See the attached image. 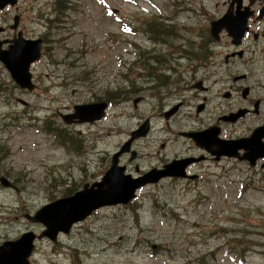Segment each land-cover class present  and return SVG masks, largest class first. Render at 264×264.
<instances>
[{"label":"rangeland","instance_id":"rangeland-1","mask_svg":"<svg viewBox=\"0 0 264 264\" xmlns=\"http://www.w3.org/2000/svg\"><path fill=\"white\" fill-rule=\"evenodd\" d=\"M237 1L18 0L2 14L10 23L20 15L22 35L15 39L42 38V45L29 65L31 90L20 88L0 61V177L11 184L0 183V247L33 233L30 264H264V168L253 177L242 164L234 176H223L227 160L203 163L198 181L143 185L133 200L95 208L55 241L31 219L45 205L96 187L135 130L130 152L125 145L113 173L125 165L122 174L135 178V168L146 171L157 156L187 150L177 131L208 124L222 105L212 107L210 89H157L155 81L166 74L160 64L182 48L179 42L188 50L186 37L210 28ZM259 23L252 27L264 28ZM152 28L165 31L146 33ZM175 71L168 72L169 87ZM202 97L206 110L196 115ZM176 100L184 104L167 122L161 113ZM106 101L103 118L86 120L100 114ZM92 105L90 115L69 116L74 106ZM145 123L153 126L143 135Z\"/></svg>","mask_w":264,"mask_h":264},{"label":"flooded vegetation","instance_id":"flooded-vegetation-1","mask_svg":"<svg viewBox=\"0 0 264 264\" xmlns=\"http://www.w3.org/2000/svg\"><path fill=\"white\" fill-rule=\"evenodd\" d=\"M237 3L232 5L230 2L228 7L230 15L235 16L238 11L249 13L246 28L241 36L231 35L224 27L213 32L211 27L204 30L196 29L191 37H186L188 38L185 40L188 50L182 49L185 46L183 42H179L182 39H179L178 42L182 48L178 50L174 48L171 53L167 54L168 56L164 55L165 59L159 68H163L166 74L161 81H155L157 89L166 86L177 91L181 90L183 85L195 92L210 89L209 95L214 97L212 107L216 109L222 105L221 111L216 114L213 121L204 126L190 128L187 131H177V134L189 143L186 151L175 153L171 157L157 156V162L152 163L146 171L138 173V168H135L134 177H140L149 171V174H154V176L161 172L166 173L160 180L180 178L193 181L203 176V163L210 162L218 166L219 162L224 160L230 161V164L227 170L225 166L221 167L220 173L223 176L227 173L234 176L233 172L243 167L242 164L247 166L246 168L250 170L253 177L255 175L252 174H258L260 169L264 168V28L252 27L253 24L259 22L261 24L264 21V14H262L264 0H240ZM11 9L10 5L0 8V48L3 50L5 47L25 42L14 41L10 45L12 38V40H17L16 36L22 35L20 15H14L12 23L7 22L2 16ZM221 16L216 18L217 20H211V23L218 21ZM133 30L134 33L140 31L134 28ZM163 31H165L163 28L158 30L152 28L146 33H162ZM203 42H205L204 45ZM133 43L138 44L135 41ZM138 45L142 47L141 44ZM258 68L262 70H257ZM175 69V75H177L173 80L175 86L169 87L168 80L171 79V75L168 72ZM22 89L31 90L32 88ZM142 98L144 95L133 100V104L135 105ZM205 100L206 97H202L200 102L195 103L196 115H201L206 110ZM102 103L105 104L106 113L109 102ZM183 104L182 100H176L171 107L162 111L161 117L168 122L178 114ZM149 116L151 118L154 115L152 113ZM151 126H148L147 131L151 130ZM206 130L210 131L213 136L215 135V139L221 144H230L229 154H223L220 148L215 146H212L210 150L205 145L196 144L191 133ZM127 142L128 140H125L114 154L116 153L119 157L123 144ZM131 143L132 141L129 143V149ZM161 148H165L164 142ZM157 153L159 154V151ZM123 166L127 170V167ZM126 173L132 174V172Z\"/></svg>","mask_w":264,"mask_h":264},{"label":"water","instance_id":"water-1","mask_svg":"<svg viewBox=\"0 0 264 264\" xmlns=\"http://www.w3.org/2000/svg\"><path fill=\"white\" fill-rule=\"evenodd\" d=\"M9 2L10 4H14L16 0H0V7L4 6ZM239 2L240 0H238V3ZM248 16L249 13L244 11L236 12L235 16H232L228 13L224 17L220 18L218 21H214L211 23L212 32L215 30L219 31L222 27H224L228 32H230L231 35L241 36L244 29L246 28V19ZM14 41L26 42V40L18 39L13 40L12 43ZM27 41L28 43H35V48L33 49V51H31V55H28L27 58L25 57V59L21 61V63L23 64L20 65V68L22 69L21 74L16 72L17 67L19 66L13 64V58H22L20 57L19 52H23L25 50L24 48L18 50L19 52H11L10 54L1 55L0 61L3 62L5 67L9 70L11 77L17 84L20 85V87L32 88L31 75L28 70L30 63L35 61L40 55V40ZM4 52L2 51V53ZM93 108V106L76 107L75 113L69 116L73 118L79 117L81 119V115L87 113L90 115L87 109L92 110ZM95 112H97V110ZM95 116L93 118H86V120L92 121ZM101 116L102 115L99 114L97 118H100ZM136 132L137 131H134L132 133V137L126 143V145L131 142L133 137H137L135 135ZM145 133L146 132H144L143 134ZM191 134L194 136L196 144H201L202 146L205 145L210 150H212V146L220 148V151H222L223 154H227L228 151L231 150L230 144H221V142H218V140H216L215 137L208 130L204 132H194ZM123 150L124 148L121 149V152ZM115 163L116 157H114L113 160V168L111 169L112 171H109L103 177L101 182L95 184L97 189H87V186H85L84 190L78 191L72 196L58 199L55 202L42 207L36 213V216L31 218L32 221H40L46 227V230L43 231L42 234L55 241L56 236L59 232H68L73 223L85 218L95 208L109 204L127 203L130 199L134 197V190L137 187L141 186L142 184H145L146 182H150L151 179H154V177L156 179L155 181H157L160 177L166 174H158L160 177L149 175L150 179H146L143 177L135 179L133 181H128L127 179L129 178L122 174L123 168L118 173L120 175H118L117 173H113V170L115 169ZM113 180H118L120 187L125 190L119 196H116V187L113 189L114 191H105L101 189L105 185V182H113ZM0 183L5 187L11 186L10 182L5 177H0ZM34 239L35 235L33 233H24L16 240L5 242L4 245L0 247V264H30L29 258L34 250Z\"/></svg>","mask_w":264,"mask_h":264},{"label":"bare ground","instance_id":"bare-ground-1","mask_svg":"<svg viewBox=\"0 0 264 264\" xmlns=\"http://www.w3.org/2000/svg\"><path fill=\"white\" fill-rule=\"evenodd\" d=\"M10 1V0H9ZM22 48H24L25 50L23 51V52H19L18 50H20V49H22ZM35 48V43H33V42H29L28 43V41H26V42H21V43H19V44H17V45H13V46H11L10 47V49L8 50V51H6V52H4V53H0V56L1 55H6V54H10L11 52H19V55H20V57H22V58H13L14 59V63L13 64H15V65H17V66H19V67H17V70H16V72H18V73H20L21 74V72H22V69L20 68L21 66V61L23 60V59H25V57L27 58V56L28 55H31L30 53H31V51H33V49ZM16 54V53H15ZM14 54V55H15ZM4 57V56H3ZM30 59V58H29ZM10 60V59H9ZM24 63V62H23ZM23 65V64H22ZM102 114V112L100 113V115ZM99 114H96V116H95V118H97V116H98ZM64 121L65 122H69L68 120H67V117L65 116L64 117ZM193 136V135H192ZM194 137V136H193ZM161 174H162V172H161ZM150 176H154V174H152V175H150ZM150 176H148V177H145L146 179H150L149 177ZM108 179V178H107ZM156 179H151V181L150 182H154ZM117 188L116 190H115V192H116V196H119L120 194H122L125 190L124 189H122L121 187H120V185H119V182H118V180H113V182H108V183H106L105 182V185L101 188L102 190H105V191H111V190H113L114 188ZM114 191V190H113ZM115 194V193H114ZM78 213H80V212H78Z\"/></svg>","mask_w":264,"mask_h":264}]
</instances>
